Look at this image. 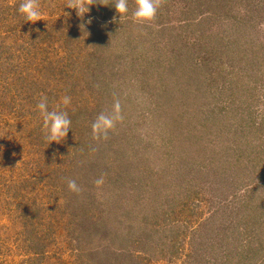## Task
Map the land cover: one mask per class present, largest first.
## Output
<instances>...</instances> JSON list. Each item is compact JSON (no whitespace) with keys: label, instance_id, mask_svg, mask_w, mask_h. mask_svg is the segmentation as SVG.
<instances>
[{"label":"rangeland","instance_id":"obj_1","mask_svg":"<svg viewBox=\"0 0 264 264\" xmlns=\"http://www.w3.org/2000/svg\"><path fill=\"white\" fill-rule=\"evenodd\" d=\"M21 2L0 0V264H264V0H160L145 24L135 0L121 21L37 0L35 23Z\"/></svg>","mask_w":264,"mask_h":264},{"label":"clouds","instance_id":"obj_2","mask_svg":"<svg viewBox=\"0 0 264 264\" xmlns=\"http://www.w3.org/2000/svg\"><path fill=\"white\" fill-rule=\"evenodd\" d=\"M160 0H135V8L131 12V19L134 23L145 24L152 22L159 8ZM91 3L90 0H69L66 8L75 9L77 15L83 17L88 13ZM112 6L115 8L119 16V21L129 18V0H114ZM18 13L22 15L26 22L35 23L42 20V12L40 11L37 0H22L19 5ZM63 103H70V98L64 97ZM40 115L43 117V127L46 130L47 140L59 143L66 137L71 129V120L66 112L49 111L46 98H42L36 106ZM121 106L119 100L113 104L111 115L101 113L97 116L92 124V133L94 138H107L108 133L114 129L116 122L121 119ZM96 183L102 184L103 179H99ZM68 187L73 192H79L80 188L76 181H69Z\"/></svg>","mask_w":264,"mask_h":264},{"label":"trees","instance_id":"obj_3","mask_svg":"<svg viewBox=\"0 0 264 264\" xmlns=\"http://www.w3.org/2000/svg\"><path fill=\"white\" fill-rule=\"evenodd\" d=\"M259 185H261V184H259ZM259 185H257L256 187L257 188H264L263 186H259ZM238 193L235 195V198L237 199V203H238V205H239V203H240V206H239V210H240V207H242V208H246V207H248L249 206V202H250V200L252 199V196H251V194H245V196L243 195V196H240V195H238ZM242 197V198H241ZM258 208L262 211V215L264 214V206H260V205H258ZM241 211L242 210H240V213H241ZM240 213H239V215H240ZM245 213V212H244ZM262 215H260V217L262 216ZM258 220V219H257ZM245 225L247 226V229L244 227V229H245V234H246V236L247 237H251L252 235H254L253 233H252V231H253V228H252V224H251V221H246V223H245ZM240 231V233L242 234V231H243V229H239ZM240 235V234H239Z\"/></svg>","mask_w":264,"mask_h":264}]
</instances>
